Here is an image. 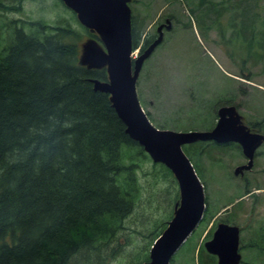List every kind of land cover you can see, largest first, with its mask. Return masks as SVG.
Masks as SVG:
<instances>
[{"label":"trees","instance_id":"1","mask_svg":"<svg viewBox=\"0 0 264 264\" xmlns=\"http://www.w3.org/2000/svg\"><path fill=\"white\" fill-rule=\"evenodd\" d=\"M22 1L0 0V13L18 11ZM27 26L30 33L8 24L0 50V264H108L122 253L118 238L139 203L140 164L150 162L163 179L173 178L125 134L108 95L93 90L90 81L105 82L106 73L81 62L79 33ZM136 27L130 17V49L142 53L152 40L141 41ZM209 146L196 142L181 150L195 169L190 156ZM177 200L174 192L171 205ZM172 215L173 208L166 223ZM166 223L154 225L148 249L133 264L148 260ZM200 253L198 247V264H214Z\"/></svg>","mask_w":264,"mask_h":264},{"label":"rangeland","instance_id":"2","mask_svg":"<svg viewBox=\"0 0 264 264\" xmlns=\"http://www.w3.org/2000/svg\"><path fill=\"white\" fill-rule=\"evenodd\" d=\"M210 1L214 6L206 8ZM124 3L128 21L131 17L139 27L141 41H154L160 35V42L142 61L134 85L152 126L182 133L209 132L220 114H231L238 134L255 136L250 165L238 143L203 142L211 149L190 156L209 209L173 254L171 264H198L197 249L201 248V257L207 255L202 244L218 223L237 227L239 264H264V0ZM71 8L61 0H23L18 11L0 13V50L9 40L8 24L24 33L31 31L28 23L68 26L79 33L84 66L106 67L101 58L106 52L97 32L86 27L97 40L86 36ZM139 55L138 49L130 50L131 68ZM136 178L139 203L118 238L122 253L108 264H133L134 257L148 249L147 234L154 225L166 223L178 203L171 205L177 192L175 182L163 179L150 162L140 164Z\"/></svg>","mask_w":264,"mask_h":264},{"label":"water","instance_id":"3","mask_svg":"<svg viewBox=\"0 0 264 264\" xmlns=\"http://www.w3.org/2000/svg\"><path fill=\"white\" fill-rule=\"evenodd\" d=\"M61 1L78 14L82 26L97 32L105 49L106 53L101 58L106 62V81L91 80L93 90L108 95L111 107L125 128V134L142 148L151 162L166 168L175 181L178 203L173 216L149 248L148 261L142 263L169 264L173 254L201 221L204 211L202 186L181 147L196 141L238 143L250 165L255 136L238 134L236 120L231 114H220L209 132L182 133L154 128L147 115L142 113L134 85L142 61L160 42V35L133 61L131 68L129 13L124 0ZM157 31H160L159 28ZM87 54L85 51V57ZM238 235L237 227L218 223L210 239L203 242L202 248L215 258L216 264H239Z\"/></svg>","mask_w":264,"mask_h":264},{"label":"bare ground","instance_id":"4","mask_svg":"<svg viewBox=\"0 0 264 264\" xmlns=\"http://www.w3.org/2000/svg\"><path fill=\"white\" fill-rule=\"evenodd\" d=\"M255 153V152H254ZM190 162V161H189ZM194 169V168H193Z\"/></svg>","mask_w":264,"mask_h":264}]
</instances>
